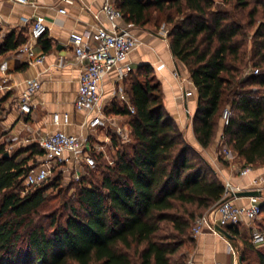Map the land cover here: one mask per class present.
<instances>
[{
    "label": "trees",
    "instance_id": "trees-1",
    "mask_svg": "<svg viewBox=\"0 0 264 264\" xmlns=\"http://www.w3.org/2000/svg\"><path fill=\"white\" fill-rule=\"evenodd\" d=\"M114 3L131 26L153 30L159 15L170 25V50L196 88L192 127L199 145H212L229 105L222 144L244 165H264V0ZM22 42L10 35L1 51ZM125 81L134 112L114 103L105 113L130 116V150L121 142L112 165L96 157L77 183L75 204L66 199L62 173L24 185L28 161L42 155L38 147L20 160V150L1 153L0 264H187L192 224L222 200L225 183L166 111L151 67L138 66ZM50 189L57 192L48 197ZM41 208L50 210L48 223ZM224 228L240 239L237 226ZM240 241V264H264V244Z\"/></svg>",
    "mask_w": 264,
    "mask_h": 264
},
{
    "label": "crops",
    "instance_id": "crops-1",
    "mask_svg": "<svg viewBox=\"0 0 264 264\" xmlns=\"http://www.w3.org/2000/svg\"><path fill=\"white\" fill-rule=\"evenodd\" d=\"M101 5L102 0H29L27 4L0 0V63L5 65L7 71L6 82L3 83L0 76V111L3 112L0 116V146L10 152L20 150L17 160L28 157L32 150L39 148L37 141L40 135L56 129L68 134L104 140L107 129L98 127L91 131L84 124L87 119L85 113L74 109L73 103L83 63L76 59L69 40L71 34L81 35L96 29L99 21L95 14L99 13ZM60 8H64L65 13H60ZM37 15H42L47 25V31L37 40L31 41L35 53L44 55L40 64L29 63L26 55L19 52V47L29 40L31 24ZM99 15L100 22L108 25L104 15ZM118 23L122 28L129 29L140 41L128 55L127 61L133 67L131 72L140 65L151 67L152 75L160 81L165 109L186 140L201 152L224 183L229 182L241 190H258L261 192V201H264V165L250 166L245 175H240V167L244 164H240L243 161L237 155L232 160L222 156L226 164L218 160L220 132L212 145L206 149L197 142L192 127L197 104L196 88L186 67L173 56L167 39L157 37L143 28L131 26L122 18ZM10 35L23 42L14 49L1 51V46ZM44 41L49 43L48 50H44ZM174 70L178 72V76L174 75ZM129 73L122 82L125 92V80ZM115 75L116 71L112 70L102 80V102L106 110L114 103L125 107L114 91L112 79ZM28 79H37L39 87L32 96L34 107L30 113L24 114L20 112L18 105L20 94ZM184 90L191 91L192 95L185 96ZM55 112L69 114V124L54 125L52 114ZM106 115L113 117L119 124L125 117L116 113ZM122 125L126 124L122 122ZM33 157L37 159L40 156L33 155L31 159ZM255 179L257 183L254 184ZM231 199L238 205L247 202V197ZM256 226L260 230L263 229V217L256 221ZM237 227L240 239L248 240V227L243 224ZM240 239L237 240L238 245ZM186 255L188 260L197 264L237 263V251L226 238L210 230L194 239V244L186 250Z\"/></svg>",
    "mask_w": 264,
    "mask_h": 264
},
{
    "label": "built area",
    "instance_id": "built-area-1",
    "mask_svg": "<svg viewBox=\"0 0 264 264\" xmlns=\"http://www.w3.org/2000/svg\"><path fill=\"white\" fill-rule=\"evenodd\" d=\"M5 1L17 4L29 3V0ZM58 11L65 13L64 8H60ZM100 13L107 19L108 25L100 22ZM95 18L99 21L95 30L69 36L76 59L83 63L73 106L75 110L85 113L87 119L84 124L91 131H95L98 127H105L107 129L106 136L103 141H100L78 134H68L61 129L40 135L37 143L42 155L37 158L34 165L30 166L24 176L23 183L27 187L40 185L50 180L55 173L69 174L73 179H79L83 167L86 169L95 167L96 157H99L107 165H112L114 157L111 152L117 148L113 144L114 139L117 143L130 141V127L119 124L113 117L106 115V107L102 102L101 84L104 76L115 70L116 75L112 79L115 94L130 113L134 112L122 82L126 74L133 71V67L127 59L129 53L140 44V41L129 29L119 25L118 20L122 18V15L114 0H102L101 9L99 13L95 14ZM46 31L45 18L42 15H37L31 24L29 40L19 47V52L26 55L29 63L40 64L43 62L44 55L35 53L31 41L37 40ZM258 72L257 68L253 70L254 74ZM173 73L178 76L177 71L174 70ZM6 75V67L0 63V76L3 83L7 81ZM38 87L37 79L26 81L19 98L20 112L24 114L31 112L34 107L32 96ZM184 94L190 96L192 92L184 90ZM230 116L231 110L227 106L221 114L222 128L229 124ZM52 121L56 126L67 125L70 122V116L67 113L55 112L52 114ZM222 128L220 131V153L232 160L235 154L222 144ZM249 170V165L241 166L239 174L245 175ZM253 183H257V180H253ZM237 191L242 190L229 182L225 183L222 200L194 220L190 232L193 239L206 230L215 231V225L226 227L243 224L248 227V241L251 244L255 246L264 244V231L256 226V221L261 215L260 196H247V202L238 205L231 199ZM187 264L197 263L187 260Z\"/></svg>",
    "mask_w": 264,
    "mask_h": 264
},
{
    "label": "rangeland",
    "instance_id": "rangeland-1",
    "mask_svg": "<svg viewBox=\"0 0 264 264\" xmlns=\"http://www.w3.org/2000/svg\"><path fill=\"white\" fill-rule=\"evenodd\" d=\"M163 19H164V17H163V15H159V23H158V27L157 28H154V27H152L153 28V30H149L153 35H155V36H157V37H161V38H164V39H167V33H168V31H169V29H170V25L169 24H165L164 23V21H163ZM251 33H252V30L251 31H249L248 32V36H250L251 35ZM249 67H250V64H249ZM187 69V68H186ZM250 69V68H249ZM248 69V70H249ZM188 71V70H187ZM227 106H229V105H226L225 107H227ZM224 107V108H225ZM3 115V112L2 111H0V116H2ZM129 121H130V116H128V115H126L125 117H123V120H122V122H123V124H126L127 125V127L129 128L130 126H129ZM122 122H120L121 124H122ZM220 129H221V122H220ZM131 141V140H130ZM130 141H128V142H126L125 144V147L123 148V149H126L127 151H129L130 150V146H131V142ZM114 142V141H113ZM115 143H116V147L118 148V147H120V143L118 142H116L115 141ZM116 148V149H117ZM220 146L218 147V151H219V154H218V160H219V162H221L222 164H226V162H225V160H224V158L223 157H220ZM217 151V152H218ZM2 152H8L9 154H11L13 151H8V149H6V148H4L3 146H0V156H1V153ZM111 155H114V150L111 152ZM36 163V161L35 160H33V159H31V160H29L28 161V163H27V165L28 166H31V165H34ZM240 164H243V162L242 163H240ZM88 169H86V168H82V175H87V173H88V171H87ZM96 174H98V173H96ZM80 178H81V175H80ZM79 178V179H80ZM79 179H73L72 178V176H70L69 174H65L64 176H63V180L60 182L61 183V186L62 187H64V191H66V199L67 198H69L70 200H71V203H73V204H75L76 203V200H75V196H76V192H77V188H78V186H77V183H78V181H79ZM22 185H23V183H22ZM57 191L56 190H48L47 192H46V194L45 195H47L48 197H51L52 195H54L55 193H56ZM62 211V212H61ZM59 212H61L62 214H63V212L64 213H67L68 211L66 210H59ZM50 210H48V209H46V208H41V210L39 211V214H40V216H42L43 218H44V221L46 222V223H48V219H49V217H50ZM260 217H263L264 218V213H262L261 215H260ZM259 217V218H260ZM262 228L264 229V227L262 226ZM263 229H261V231H264ZM248 238V237H247ZM239 243H240V247H243V243L241 242V241H239ZM186 249H190V247H188V248H184V250L183 251H186Z\"/></svg>",
    "mask_w": 264,
    "mask_h": 264
},
{
    "label": "water",
    "instance_id": "water-1",
    "mask_svg": "<svg viewBox=\"0 0 264 264\" xmlns=\"http://www.w3.org/2000/svg\"><path fill=\"white\" fill-rule=\"evenodd\" d=\"M4 156H8V153H5ZM247 196H261V192L258 190H254V189L242 190V191L235 192L232 197H247ZM214 230L220 235H222L224 238H226L228 242L230 243V245L237 251V263L236 264H240L242 258L239 253L240 246L238 245L237 238L234 235L230 234V232L226 228L221 227L219 225H215Z\"/></svg>",
    "mask_w": 264,
    "mask_h": 264
}]
</instances>
